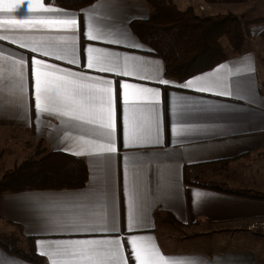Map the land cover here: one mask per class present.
Listing matches in <instances>:
<instances>
[{"label":"crops","instance_id":"0c3cea01","mask_svg":"<svg viewBox=\"0 0 264 264\" xmlns=\"http://www.w3.org/2000/svg\"><path fill=\"white\" fill-rule=\"evenodd\" d=\"M172 1L180 9L191 6L199 15L222 13L221 3L244 4V16L246 17L243 20L263 15L260 13L252 18L249 16V12L255 5L253 0L241 2L224 0L213 3L208 0ZM31 2L35 4L36 0H31ZM40 2L45 6L58 8L65 12L79 13L75 17L77 26L75 29L59 27L17 29L7 22L37 17H64L60 13L43 12L39 9L29 11L27 4L22 5L25 8L23 15L20 14L19 9L10 14L0 9V37H9V39H0V69H2L0 73V148L3 137L12 138L19 148L14 152L10 150L4 158V163L0 150V176L5 169L12 168L18 162L16 160L20 154H23L20 153L23 150L32 152L36 147V153H34L36 157L33 158L49 151H61L74 155L73 152L65 150L72 146L73 138L85 136L89 139H99L90 131L89 126H81V122L61 117L55 113H42L40 120H36L35 79L31 75L33 56L58 68L112 81L117 152L112 156L110 166L100 155H74L81 157L87 166V180L80 188L28 189L0 194V235L14 233L31 236V246L39 256L44 258V264H50V260L46 255H41L37 251V241L44 242V245L39 247L40 251H45L47 247H55V244L49 245V242L115 238L117 236L121 239L127 264H135L130 244L127 241L130 235L154 237L161 253L174 259L177 264H183V261L197 256L207 258L208 261L219 257L222 258L223 264L264 262V252L257 253L253 247L255 243L253 232L245 228V224L250 220H264V199L237 196L210 186H199L187 182V180H202L208 185L233 189L247 187L251 191L264 192V168L260 167L264 164V116L247 114V119L240 120L234 119L233 114L228 111L237 106H247L255 108L257 113H264V106L248 105L246 101L239 100L236 95H219L221 91L219 87L201 92L197 90L199 84L193 88L178 86L193 77L200 76L213 81L223 80L233 86L234 90L237 82L246 84L249 79H252L256 94L264 100V39L260 37L264 23L248 27L250 46L247 49L244 45L238 54H233L231 50L226 51V59L211 69L197 73L183 81H176L164 75L162 60L153 54L151 49L143 44L129 27L132 21L129 19L130 16H135L136 19L148 17L150 9L146 0H96L77 10L61 8L50 0H40ZM261 3L264 4V0ZM202 4L208 7L204 6L205 9L200 10L198 6ZM81 10H86L92 16L94 29L105 36V39L92 40L85 35L87 27L84 13ZM125 28L128 30L127 39L121 43L109 42L110 39L120 38L108 36L110 31L116 32L117 29L122 31ZM73 36L75 37V58L79 61L76 64L70 63L73 58L71 52L66 54L65 59H57L58 55H65L58 50L65 43L59 38ZM13 39L17 42L13 43ZM25 43L49 45L47 50H56V55L45 56L43 50L33 52L31 47H22ZM136 44L141 46L136 47ZM88 47L104 50L103 53H96V55H107L109 58L117 56L121 72H102L99 68H87ZM9 56H14L16 59L23 57L25 60L27 78L26 91L23 96L16 86L15 79L9 75L11 61L6 59ZM124 57L133 58L129 63L134 75H122ZM156 61L160 63L157 64ZM249 67L254 69V73L248 72ZM161 78L171 83L162 85L158 82ZM122 83L160 90L157 114L163 129V144L144 143L127 148L123 146ZM132 103L130 101V105ZM134 103L137 107V117L145 125L142 135L147 138L153 117L148 105L153 102L138 100ZM181 104L185 106L186 112L175 122L198 130L174 138L171 133V124L174 120L172 112L173 108ZM66 134L67 138H65ZM162 152H167L168 157L152 155ZM241 154L243 156L241 159L230 162L224 169L216 164L207 163ZM125 156L129 157L128 161H125ZM126 169L129 195L132 196L133 216L142 215L144 217L142 226L131 229L128 227L129 195H126L124 191ZM169 173L174 174L173 179L178 191L173 189V194L165 197L162 195V177L167 178ZM106 180L110 181L109 187L115 197L119 230L117 232L70 230L68 222L71 218L95 217L103 211L98 194L102 192ZM197 194L200 195L197 196ZM168 214L175 220L186 224L178 230L180 233L178 237H190L201 242L209 239V235L213 234L212 231L223 230L222 225H225L228 226L227 230L236 234V245L222 251L165 249L158 236V225L165 231L167 223L164 217ZM109 215H111V209H109ZM204 223H209L214 227L212 229L204 227L202 225ZM242 228H245L246 235L242 234ZM190 230L193 231L189 232ZM259 233L264 235V230ZM0 261L6 264H35L9 254L1 247Z\"/></svg>","mask_w":264,"mask_h":264},{"label":"snow or ice","instance_id":"6c2138e0","mask_svg":"<svg viewBox=\"0 0 264 264\" xmlns=\"http://www.w3.org/2000/svg\"><path fill=\"white\" fill-rule=\"evenodd\" d=\"M27 4V9H39L43 12L60 13L64 18H28L21 20H10L7 23L13 28H39V27H59L64 29H75L79 13L68 11L51 6H45L40 0H36L33 4L31 0H0V9L6 14L12 13L19 9L20 14L25 13V8L22 5ZM84 13V20L87 27L85 35L92 40H101L106 37L99 34L93 27L92 16L86 10H81ZM130 20L136 19L135 16H130ZM255 32V29H253ZM108 36H118L119 39H110V43H121L128 38V30L117 29L116 32H109ZM0 39H9L8 36L0 37ZM65 43L58 49L65 55H58L57 59H65L66 54L71 52L73 58L70 63L76 64L79 61L75 58V37H61ZM71 41V43L69 42ZM16 43V39L12 40ZM136 47L141 45L136 44ZM22 47H31L33 52L43 50L45 56L56 55V50L48 51L49 45L23 44ZM103 49L87 48V64L89 69L99 68L102 72H121L119 58L113 56L109 58L107 55H96L103 53ZM6 59L11 61L9 75L15 79L21 96L26 91L25 81L27 78V69L23 57L16 59L14 56H9ZM131 57H124V65L122 75L131 76L134 72L130 70ZM155 63L159 64V61ZM31 75L35 79V118L40 120L42 113H55L61 117H68L71 120L81 122V126H89L90 131L99 139H89L85 136L73 138L72 146L66 148V151L73 152L74 155L80 156L88 154L89 156L100 155L105 158L106 164L110 166L111 158L117 152L115 141V113L113 104V88L112 81L105 80L99 77L88 76L84 73H77L67 69L58 68L55 65L48 64L44 60L31 58ZM248 72L254 73V69L249 67ZM2 73V69H0ZM144 78V77H141ZM152 79L153 77H147ZM158 82L162 85H169L171 82L166 79H159ZM199 84L198 91H211L213 88L219 87L221 91L219 95L233 96L239 100L246 101L248 105L260 104L264 106V100H261L256 94L254 81L249 79L246 84L237 82L233 86L228 85L223 80H208L200 76L193 77L182 85V88H193ZM123 89V146L130 147L136 144H163V129L157 114V105L160 100V90L158 88L142 87L137 84L122 83ZM183 99V98H180ZM148 100L153 103L148 105V109L153 113L150 123V130L147 138L142 135L144 123L140 122L137 117V107L135 101ZM130 101L133 103L130 105ZM23 107V105H21ZM26 111V109H25ZM233 114L234 119L244 120L250 116H264V113H257L255 108L247 106H237L229 109ZM186 112L183 104L173 108L174 120L171 124L172 136L179 137L193 129L190 126L178 124L176 119L182 118ZM131 113V115H130ZM39 131V128H37ZM154 133V134H153ZM67 138V134L65 136ZM152 155H163L168 157L167 152ZM128 161L129 157H124ZM173 173H169L167 178L162 177V195L165 197L173 194V189L178 187L173 179ZM110 181L106 180L102 192L98 195L101 200L100 207L103 211L95 217H73L68 222V228L78 232H117V217L116 204L113 192L109 187ZM125 194L129 195L127 169L125 174ZM200 194H197L199 196ZM111 209V215H109ZM144 224L142 215L133 216L132 212V196L129 195V215L128 227H140ZM31 234V233H30ZM130 244L131 255L134 257L135 264H177V262L163 255L155 243L154 237L130 235L127 237ZM55 244V247H47L45 251H40V247L44 245L43 241H37V251L41 255H46L50 264H127L124 256L123 246L120 237L103 238V239H73L49 242ZM0 264H6L0 261ZM183 264H223L222 258L214 257L213 261H208L204 257H195L183 261Z\"/></svg>","mask_w":264,"mask_h":264},{"label":"trees","instance_id":"16d2710c","mask_svg":"<svg viewBox=\"0 0 264 264\" xmlns=\"http://www.w3.org/2000/svg\"><path fill=\"white\" fill-rule=\"evenodd\" d=\"M55 5L77 10L96 0H50ZM224 0H208L217 2ZM241 2L244 0H228ZM150 13L145 19L130 21L133 34L163 62V73L176 81H183L197 73L211 69L224 61L227 53L222 46L225 39L233 54H238L247 37L249 26L264 22V18L243 20L233 13L196 14L191 6L180 9L172 0H146ZM243 156L237 155L207 163L224 169ZM87 180V166L81 157L61 151H49L37 158H26L17 166L5 169L0 176V194L28 189H73L82 187ZM195 185L212 187L237 196L263 200L264 194L254 191L208 185L202 180L188 181ZM165 222L182 228L183 224L171 215ZM31 236L0 235V247L9 254L35 264H44L31 246Z\"/></svg>","mask_w":264,"mask_h":264},{"label":"rangeland","instance_id":"374dc122","mask_svg":"<svg viewBox=\"0 0 264 264\" xmlns=\"http://www.w3.org/2000/svg\"><path fill=\"white\" fill-rule=\"evenodd\" d=\"M255 5L253 6L254 8H252L249 13V16L252 18L256 15H259L260 13H263L262 16L260 17H256L253 19H258V18H264V4H262V0H253ZM203 6H205L206 8L208 7L207 5L202 4ZM199 7V6H198ZM205 7L203 8V10L205 9ZM221 7V12L222 13H233L235 15L240 16L242 19H245L246 16H244V4H237V3H221L220 4ZM253 19H249V20H253ZM264 23V22H261ZM253 24H259V23H253ZM251 24V25H253ZM250 36V34H249ZM260 37L262 39H264V29L263 31H261L260 33ZM222 46L225 49V51H229L230 47L227 44L225 39H222ZM245 45V46H244ZM243 46L245 49H247L250 46L249 43V37L247 38V40H245V42L243 43ZM36 148V147H35ZM33 149V151H29V152H24L25 150L21 151L18 160V162H16L14 164L13 167L17 166L21 161H23L26 158H33L36 157V155L34 153H36V149ZM18 144L16 141H13L12 138L7 139L5 137H3V141L1 143V158L2 161L4 163V158L7 156V153L10 150H13V152L15 150H18ZM261 168H264V164H262V166H260ZM264 171V170H263ZM263 180V179H262ZM236 189H240L241 192L245 191V192H250L251 190H249L247 187L244 188H236ZM256 193H260V194H264V192L261 191H254ZM257 221H264L262 219H254V220H250L245 224V228L247 229V226L249 227L252 223L256 222V224L253 227H250V229H247L251 232H253L254 236H255V243L253 245V247L255 248L257 253H263L264 252V235L259 233L260 231L264 230V224L260 225L259 222ZM167 223V227L165 228V231H163V229L161 228L160 225H158V236L159 239L161 241V244L163 247H165V249L169 248V249H173V250H200V251H222V250H227V249H231L234 247V244L236 245V241H235V233L233 231H229L227 230L228 226L222 225L223 226V230L221 231H212L213 234L209 235L210 238L209 239H204L201 242H197L195 241L194 238H190V237H178L180 236V233L178 230H180L181 228H177L174 227L173 225H171L170 223ZM169 224V225H168ZM171 225V226H170ZM204 227H210V229H212L211 224L209 223H204L202 224ZM242 228V231L244 235H246V233L244 232V229ZM193 230H190L189 232H191ZM257 264H264V262H257Z\"/></svg>","mask_w":264,"mask_h":264},{"label":"built area","instance_id":"2783aa9c","mask_svg":"<svg viewBox=\"0 0 264 264\" xmlns=\"http://www.w3.org/2000/svg\"><path fill=\"white\" fill-rule=\"evenodd\" d=\"M198 8L200 10H203L204 6L203 5H200ZM257 222H259L260 225H263L264 224V221L263 222L262 221H257ZM255 224H256V222L252 223L249 227L247 226V229H250V227H253Z\"/></svg>","mask_w":264,"mask_h":264}]
</instances>
